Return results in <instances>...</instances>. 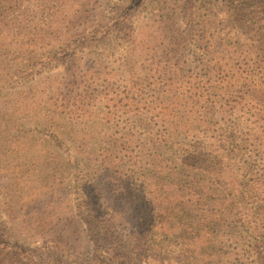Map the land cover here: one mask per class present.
Wrapping results in <instances>:
<instances>
[{
    "label": "rangeland",
    "instance_id": "rangeland-1",
    "mask_svg": "<svg viewBox=\"0 0 264 264\" xmlns=\"http://www.w3.org/2000/svg\"><path fill=\"white\" fill-rule=\"evenodd\" d=\"M0 264H264V0H0Z\"/></svg>",
    "mask_w": 264,
    "mask_h": 264
}]
</instances>
